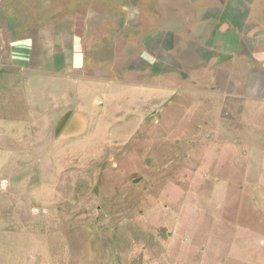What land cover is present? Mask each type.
<instances>
[{
	"label": "rangeland",
	"instance_id": "374dc122",
	"mask_svg": "<svg viewBox=\"0 0 264 264\" xmlns=\"http://www.w3.org/2000/svg\"><path fill=\"white\" fill-rule=\"evenodd\" d=\"M27 2L0 0L5 35L34 36L0 60V264H264V197L227 180L215 124L131 89L155 71L127 69L126 0ZM65 23L95 69L49 59Z\"/></svg>",
	"mask_w": 264,
	"mask_h": 264
},
{
	"label": "crops",
	"instance_id": "0c3cea01",
	"mask_svg": "<svg viewBox=\"0 0 264 264\" xmlns=\"http://www.w3.org/2000/svg\"><path fill=\"white\" fill-rule=\"evenodd\" d=\"M125 4L127 69L155 71V86L141 82L131 89L147 96L148 104L178 95L192 104L188 112L205 114L215 124L210 142L220 149L219 165L242 166L240 178L224 170L227 180H239L241 190L250 187L253 197H264V0H126ZM78 27L65 23L62 34L49 42L51 48H62L61 55L53 57L51 50L49 56L60 69L66 70L69 60L76 70L89 65L95 69V57L89 59L84 51ZM33 39L29 34L5 35L0 29V60L29 58ZM79 80L76 86L86 85L95 92V81Z\"/></svg>",
	"mask_w": 264,
	"mask_h": 264
}]
</instances>
